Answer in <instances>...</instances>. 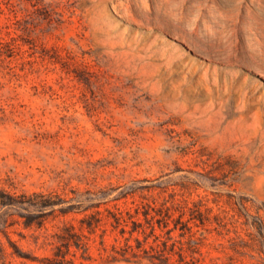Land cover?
Returning <instances> with one entry per match:
<instances>
[{"label":"rangeland","instance_id":"1","mask_svg":"<svg viewBox=\"0 0 264 264\" xmlns=\"http://www.w3.org/2000/svg\"><path fill=\"white\" fill-rule=\"evenodd\" d=\"M259 221L264 0H0V264H264Z\"/></svg>","mask_w":264,"mask_h":264},{"label":"trees","instance_id":"2","mask_svg":"<svg viewBox=\"0 0 264 264\" xmlns=\"http://www.w3.org/2000/svg\"><path fill=\"white\" fill-rule=\"evenodd\" d=\"M163 212H167V209H164L163 210ZM115 219H116V221H120L119 219V217H115ZM258 228L262 231V232H264V227H263V224L259 221V226H258ZM124 230H122V232H123ZM134 231H136L135 229H134ZM77 245V244H76Z\"/></svg>","mask_w":264,"mask_h":264}]
</instances>
